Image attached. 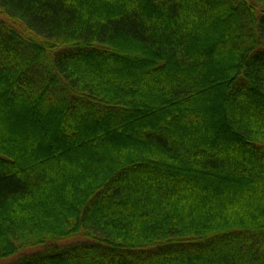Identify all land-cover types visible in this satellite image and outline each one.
<instances>
[{
	"label": "trees",
	"instance_id": "1",
	"mask_svg": "<svg viewBox=\"0 0 264 264\" xmlns=\"http://www.w3.org/2000/svg\"><path fill=\"white\" fill-rule=\"evenodd\" d=\"M0 264H264V0H0Z\"/></svg>",
	"mask_w": 264,
	"mask_h": 264
}]
</instances>
